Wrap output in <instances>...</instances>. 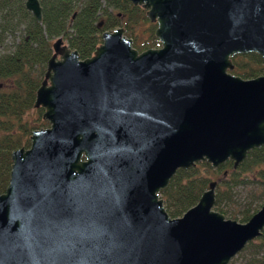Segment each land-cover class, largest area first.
<instances>
[{"label":"water","instance_id":"95a60500","mask_svg":"<svg viewBox=\"0 0 264 264\" xmlns=\"http://www.w3.org/2000/svg\"><path fill=\"white\" fill-rule=\"evenodd\" d=\"M156 23L139 51L123 27L81 59L62 37L33 106L47 127L11 151L0 193V264H228L264 230L214 209L217 181L179 217L160 191L180 168H237L264 145V0H128ZM25 8L42 22L40 0Z\"/></svg>","mask_w":264,"mask_h":264},{"label":"trees","instance_id":"16d2710c","mask_svg":"<svg viewBox=\"0 0 264 264\" xmlns=\"http://www.w3.org/2000/svg\"><path fill=\"white\" fill-rule=\"evenodd\" d=\"M24 1L0 0V193L9 182L11 151L29 147L32 130L48 126L42 116L30 125L25 115L34 109L36 89L57 37L77 50L81 59L92 55L104 31L119 26L139 51L160 46L154 35L156 23L148 20L144 9L128 0H40L41 23L25 8ZM142 25L146 26L143 30ZM7 36L12 39L11 46L4 43ZM232 61L234 75L248 79L264 74V57L256 53L237 54ZM42 112L40 108L39 116ZM218 172L222 174L216 186L214 209L239 222L247 221L264 203V145L250 150L237 168L227 160L215 168L201 162L189 169H178L159 193L169 215L182 216L194 206ZM251 184L256 188L253 200L239 205L237 211L223 207L229 205L228 201L234 205L237 188ZM245 250L251 256L244 264H264V230L241 252Z\"/></svg>","mask_w":264,"mask_h":264},{"label":"rangeland","instance_id":"374dc122","mask_svg":"<svg viewBox=\"0 0 264 264\" xmlns=\"http://www.w3.org/2000/svg\"><path fill=\"white\" fill-rule=\"evenodd\" d=\"M147 17V16H146ZM149 20V19H148ZM150 21V20H149ZM151 22V21H150ZM153 23V22H151ZM145 25H142L141 26V29H145ZM145 35V33H144ZM4 43L6 45H9L11 46L12 45V39L10 38V36H7L4 40ZM264 75V74H263ZM249 79V78H248ZM40 108H35L33 110H30L26 115H25V118L29 120L30 122V125L34 123H37V118L41 117V114L39 116V113H38V110ZM47 127V126H46ZM30 135V134H29ZM28 139H29V136H28ZM30 145V144H29ZM26 148V147H25ZM28 148V147H27ZM219 174L215 175L214 179L213 180H216L217 181V184L219 182V178L221 177V174L220 172H218ZM255 186L253 184L249 185V186H245V187H239L237 188L236 192L234 193V197H233V203L234 205H231V201H228L227 203L229 205H223V207L228 210V211H237L239 205L243 204L245 201L247 200H253L254 199V191H255ZM258 192V190H257ZM236 204V205H235ZM237 207V208H236ZM260 208V207H259ZM224 216L226 218H230V219H235L238 221V218H232L229 216V214L226 213V215L224 214ZM252 248V247H250ZM250 254V251L249 250H245L243 252H240L238 253L235 257H233L230 262L228 264H244L245 262V259L248 257V255ZM251 255H249L250 257Z\"/></svg>","mask_w":264,"mask_h":264}]
</instances>
